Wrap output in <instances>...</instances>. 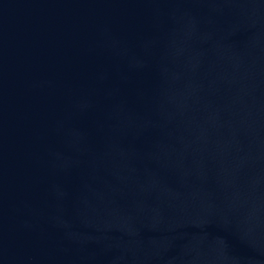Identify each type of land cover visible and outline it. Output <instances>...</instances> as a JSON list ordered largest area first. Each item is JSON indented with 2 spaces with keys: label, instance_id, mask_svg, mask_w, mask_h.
I'll list each match as a JSON object with an SVG mask.
<instances>
[{
  "label": "water",
  "instance_id": "95a60500",
  "mask_svg": "<svg viewBox=\"0 0 264 264\" xmlns=\"http://www.w3.org/2000/svg\"><path fill=\"white\" fill-rule=\"evenodd\" d=\"M0 264H264V0H0Z\"/></svg>",
  "mask_w": 264,
  "mask_h": 264
}]
</instances>
